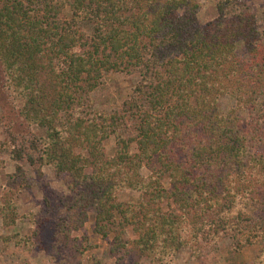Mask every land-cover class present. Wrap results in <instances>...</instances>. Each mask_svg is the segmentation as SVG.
Segmentation results:
<instances>
[{
  "label": "trees",
  "instance_id": "trees-1",
  "mask_svg": "<svg viewBox=\"0 0 264 264\" xmlns=\"http://www.w3.org/2000/svg\"><path fill=\"white\" fill-rule=\"evenodd\" d=\"M210 1L217 16L201 25L200 0H0V169L5 154L15 163L2 225L30 183L20 163L51 166L70 193L63 237L91 213L113 257L174 264L181 249L197 258L228 239L237 251L260 245L264 264V27L239 0ZM118 73L139 77L131 95L95 109ZM43 216L27 217L15 246L43 244Z\"/></svg>",
  "mask_w": 264,
  "mask_h": 264
},
{
  "label": "rangeland",
  "instance_id": "rangeland-1",
  "mask_svg": "<svg viewBox=\"0 0 264 264\" xmlns=\"http://www.w3.org/2000/svg\"><path fill=\"white\" fill-rule=\"evenodd\" d=\"M238 2L250 7L258 24L264 27V0H239ZM200 3L198 21L201 25H206L217 16V11L210 0H200ZM138 81L137 75L125 73L106 75L105 87L93 96L94 108L108 110L120 107L123 100L131 95ZM233 104L234 102L228 97L220 102L223 110ZM257 107L260 111L264 108V99L259 101ZM242 113L243 117L248 115L247 111ZM31 131L36 136L43 134L36 126H33ZM4 139V133L0 128V140ZM105 145L108 154H111L114 139H108ZM2 159L5 164L0 169V195L9 175L15 171V163L9 159L8 155H3ZM20 165L30 183L14 200L19 213L15 223L6 227L0 222V264H151L146 257L139 256L129 249H120L117 256H110L109 242L94 232V220L91 213L78 231H69V235L63 237L61 229L64 226L63 221L67 219V212L62 204L68 203L70 198L65 182L56 179L51 166L40 168L37 172L26 164L20 163ZM119 197L125 202L136 199L135 194L126 191H123ZM47 199L50 202L46 206ZM248 212L256 219L263 217L259 208L255 206L249 207ZM30 214L44 215L46 219L43 244L34 248L15 246L13 237L23 238L31 233V224L27 218ZM125 238L131 239L132 236L128 234ZM260 253V245L237 251L231 241L225 239L218 242L217 249L206 256L193 258L190 249H181L174 258V264H254L255 257Z\"/></svg>",
  "mask_w": 264,
  "mask_h": 264
}]
</instances>
